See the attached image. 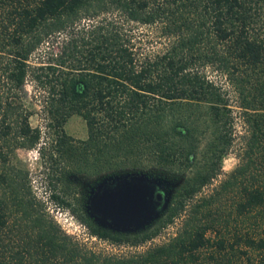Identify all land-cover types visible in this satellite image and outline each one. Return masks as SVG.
Masks as SVG:
<instances>
[{
  "label": "trees",
  "instance_id": "obj_1",
  "mask_svg": "<svg viewBox=\"0 0 264 264\" xmlns=\"http://www.w3.org/2000/svg\"><path fill=\"white\" fill-rule=\"evenodd\" d=\"M138 24L160 25L165 45L141 51ZM55 32L64 35L59 61L31 63ZM211 71L236 93L247 135L239 162L163 243L125 255L86 248L12 161L17 148L41 141L21 93L30 74L56 130L47 151L38 145L56 202L69 204L70 174L170 180L191 168L152 227L110 231L78 214L100 238L143 242L218 173L232 144L227 92ZM72 112L86 126L75 141L62 128ZM0 264H264V0H0Z\"/></svg>",
  "mask_w": 264,
  "mask_h": 264
},
{
  "label": "rangeland",
  "instance_id": "obj_2",
  "mask_svg": "<svg viewBox=\"0 0 264 264\" xmlns=\"http://www.w3.org/2000/svg\"><path fill=\"white\" fill-rule=\"evenodd\" d=\"M108 18L111 17L107 13ZM160 25L157 24H138L136 33L139 38V48L143 52L154 53L160 50L166 43L167 38L161 34ZM64 40L63 33L55 32L44 39L38 44V46L30 53L29 61L32 63L35 60H51L54 62L60 59V46ZM213 76L215 75L221 82L223 88L227 92L228 103L230 107V116L232 120V144L228 148L227 152L223 155L220 163V169L218 173L211 178V180L203 185L195 195L185 204L184 208L176 214L171 221L158 229V231L147 240L137 243L128 244L124 242H112L105 238H100L97 235L91 233L86 224L79 218V212L82 213V209L79 210L75 204V197L81 199L83 187L86 183L92 181L91 178H87L82 175L70 174L73 183L65 188L68 192L66 199L69 204H61L53 200L49 194L52 190L51 185L48 183L47 172L50 170L46 157L41 156L38 151V145L44 144L43 151H47L50 148L51 140L56 135V130L53 127L47 125L49 119L46 107L43 101V93L32 81L31 75L27 74L21 93L23 101L30 111L29 122L31 126H36L40 130L41 138L35 147L31 148H17L13 154L12 161L19 167L28 171V177L30 179V185L32 191L44 200L45 208L53 219L60 225V227L70 234L73 238L78 240L80 244L84 245L94 251H100L103 253L114 255H125L130 253L141 252L148 247L167 241L174 233L181 227L187 214L192 210L193 204L199 201L203 195H207L217 186L219 181L223 179L227 173L239 162L240 152L242 151L244 139L247 135L245 124L242 122L240 116V108L237 106L236 93L232 90L229 83L226 82L224 76L219 72L211 71ZM62 128L64 132L71 137L73 141L82 139L86 136V126L83 118L75 112L70 113L64 120ZM199 140V146L201 147L205 141V136L208 134V130H200L199 133H195ZM65 162L59 159V165H63ZM190 167L186 168L183 175L175 179H163L168 184V202L167 205L174 199L177 187L182 182L184 174L190 173ZM162 179V178H161ZM56 189L60 192L61 188H64L62 182L56 181ZM225 203H228L227 197L223 198ZM223 201V202H224ZM166 205V207H167ZM166 207L159 212V214L153 218L145 226L152 227L158 223L162 212ZM144 226V227H145Z\"/></svg>",
  "mask_w": 264,
  "mask_h": 264
},
{
  "label": "flooded vegetation",
  "instance_id": "obj_3",
  "mask_svg": "<svg viewBox=\"0 0 264 264\" xmlns=\"http://www.w3.org/2000/svg\"><path fill=\"white\" fill-rule=\"evenodd\" d=\"M119 173L115 175L105 176L96 179L92 183H86L83 187L81 199L82 213L99 228L108 229L110 231H135L143 228L145 224L141 225L140 222L147 214L144 213L134 220H123L111 217L108 213L98 210L95 203L98 197L104 191L115 190L119 187L125 186L126 183L133 184L140 187L142 184L148 185L144 190L143 198L147 199V210L157 209L160 207L163 198L167 195L168 184L161 178H155L152 175L139 176L135 172Z\"/></svg>",
  "mask_w": 264,
  "mask_h": 264
},
{
  "label": "water",
  "instance_id": "obj_4",
  "mask_svg": "<svg viewBox=\"0 0 264 264\" xmlns=\"http://www.w3.org/2000/svg\"><path fill=\"white\" fill-rule=\"evenodd\" d=\"M130 174V173H128ZM139 176H148L143 171H136ZM159 178L157 176H153ZM148 185L142 184L140 187L130 183L115 190L104 191L97 199L95 207L98 210L108 213L109 216L123 220H134L141 216L144 211L147 214L141 220L140 224H147L163 210L168 202V192L163 198L159 208L147 210V199L143 198L144 190Z\"/></svg>",
  "mask_w": 264,
  "mask_h": 264
}]
</instances>
